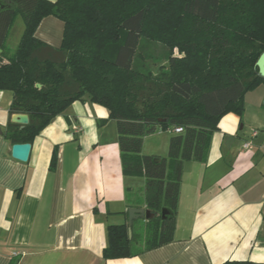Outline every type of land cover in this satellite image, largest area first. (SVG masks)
<instances>
[{"label":"trees","instance_id":"trees-1","mask_svg":"<svg viewBox=\"0 0 264 264\" xmlns=\"http://www.w3.org/2000/svg\"><path fill=\"white\" fill-rule=\"evenodd\" d=\"M19 16L24 32L8 55ZM51 16L64 24L59 48L36 36ZM0 52L11 116H29L24 127L9 122L12 145L31 144L75 102L105 107L116 122L123 174L145 179L154 216L131 236L127 224L109 227L103 257L131 258L174 241L184 164L205 161L220 120L241 116L245 96L264 85V0H0ZM158 132L172 134L160 162L142 153Z\"/></svg>","mask_w":264,"mask_h":264},{"label":"crops","instance_id":"crops-1","mask_svg":"<svg viewBox=\"0 0 264 264\" xmlns=\"http://www.w3.org/2000/svg\"><path fill=\"white\" fill-rule=\"evenodd\" d=\"M24 28L17 17L5 44L8 55ZM63 31V22L51 16L36 36L59 48ZM12 103L13 93L0 90V264H264V85L245 96L241 116L220 120L205 161L184 164L174 241L117 260L103 257L108 228L129 225V210L147 207L145 179L123 174L109 111L75 102L35 138L23 163L13 158L4 135ZM171 136L146 137L143 155L167 157ZM146 221H134V231Z\"/></svg>","mask_w":264,"mask_h":264},{"label":"water","instance_id":"water-1","mask_svg":"<svg viewBox=\"0 0 264 264\" xmlns=\"http://www.w3.org/2000/svg\"><path fill=\"white\" fill-rule=\"evenodd\" d=\"M256 67L258 68L259 75L264 78V53L260 56ZM38 88H41V85H37ZM12 123L20 125L22 127L29 124V116L24 114L14 115L11 119ZM1 132V130H0ZM32 145L31 144H15L12 148V156L14 159L26 163L29 161L31 155ZM160 158L155 159L156 162H160ZM169 215V212L166 210L162 211V218L165 219ZM153 214L150 210L144 208H131L129 210V236L132 235V226L134 221L138 219L150 220L153 218Z\"/></svg>","mask_w":264,"mask_h":264},{"label":"built area","instance_id":"built-area-1","mask_svg":"<svg viewBox=\"0 0 264 264\" xmlns=\"http://www.w3.org/2000/svg\"><path fill=\"white\" fill-rule=\"evenodd\" d=\"M74 130H76L77 132H81V129L79 127H74ZM174 133L179 134L183 132V128L181 127H177L173 130ZM257 133H255L254 135H256ZM246 149H250L251 148V144L250 143H246L244 146Z\"/></svg>","mask_w":264,"mask_h":264},{"label":"rangeland","instance_id":"rangeland-1","mask_svg":"<svg viewBox=\"0 0 264 264\" xmlns=\"http://www.w3.org/2000/svg\"><path fill=\"white\" fill-rule=\"evenodd\" d=\"M22 24V23H21ZM18 28H19V23L15 25V29L14 31H12V34H11V42H13L15 40V38L17 37L18 35ZM159 134H163V133H159ZM162 136H169L168 133H164V135ZM158 155H161V154H158Z\"/></svg>","mask_w":264,"mask_h":264}]
</instances>
